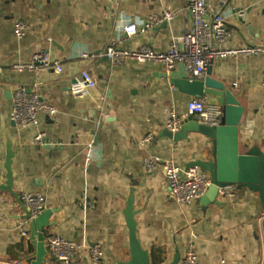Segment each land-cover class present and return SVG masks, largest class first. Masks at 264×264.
Returning a JSON list of instances; mask_svg holds the SVG:
<instances>
[{"label": "crops", "instance_id": "1", "mask_svg": "<svg viewBox=\"0 0 264 264\" xmlns=\"http://www.w3.org/2000/svg\"><path fill=\"white\" fill-rule=\"evenodd\" d=\"M207 1L220 10L231 32L225 46L264 39V0ZM165 9L175 13L172 22L132 37L117 36L119 16L142 28L149 16ZM192 20L187 0H121L119 7L108 0H0V264H26L36 252L32 224L22 225L27 218L23 193H44L47 208H57L45 235L59 233L85 244L72 264H94L87 249L96 244L103 249L98 264L127 261L124 209L132 190L138 238L163 264L176 254L181 264L190 245L201 264H219L220 259L264 264V211L255 185L232 201L218 197L219 204L195 201L181 208L168 193L164 170L143 168L148 155L160 165L173 159L182 168L213 158L212 139L203 133L190 132L178 142L163 136L164 108L174 103L185 114L192 96L178 89L170 93L169 73L160 63L116 65L103 53L114 36L121 48L166 51L174 36L191 29ZM19 21L30 26L22 38L14 33ZM41 47L63 66L61 72L43 73L37 87L57 112L40 113L38 128L18 130L10 120L11 91L16 84L31 90L35 76L5 69L30 62ZM82 52L90 56L82 58ZM211 68L202 79L219 81L239 102L232 106L237 113L231 120L239 121L241 149L258 145L264 150V57L216 58ZM83 71L96 81L97 93L107 97L102 107L71 94V84ZM39 132L45 134L44 143L31 145ZM149 134L152 139L142 143ZM44 264L61 263L47 252Z\"/></svg>", "mask_w": 264, "mask_h": 264}, {"label": "built area", "instance_id": "2", "mask_svg": "<svg viewBox=\"0 0 264 264\" xmlns=\"http://www.w3.org/2000/svg\"><path fill=\"white\" fill-rule=\"evenodd\" d=\"M115 7H119L121 0H108ZM224 1V0H219ZM192 12V27L180 35L174 36L166 51H155L149 46L139 49H125L118 46L119 35L134 36L138 30H146L159 26L160 24L172 22L176 15L170 10H163L153 14L142 22V28L138 23L123 17L116 20L117 36L112 37L104 48V55L113 64L121 65L127 61H136L140 64L148 62L160 63L165 66L167 73L176 69L179 63H183L189 74V79H202L214 59L229 57L235 61L242 57H264V39L258 44L240 45L236 47L225 46L231 39V32L227 28L225 19L220 10L215 9L207 0H187ZM30 26L23 21L17 22L15 36L22 38ZM86 52L81 53L82 58H88ZM62 62L53 59L46 48L36 50L30 62L15 63L7 67L6 71L31 72L35 76L31 92L24 85L16 84L11 91L10 120L18 130L27 127L38 128L40 126V113L55 114L56 108L47 104L39 94L38 85L43 73L50 70L61 72ZM264 85V78H263ZM177 90L170 82L169 91ZM72 95H85L91 103L98 104L106 102L105 95L97 93L96 81L88 71H83L71 84ZM189 115L195 117L201 124L206 126H219L222 123L223 109L215 101H210L206 96L192 97L187 104V112L179 114L173 104L164 108L163 120L165 127L171 132L179 131L181 121ZM95 127L98 125L94 123ZM44 133L39 132L33 146H41L44 143ZM152 134L147 135L143 142L152 139ZM24 144V143H22ZM161 167L165 172V182L170 197L181 208L200 199L207 193L211 186V178L207 171L198 167L182 168L175 164L173 159L167 158L163 164L158 163V158L148 155L143 160V168L152 172ZM202 170V171H201ZM237 196V185L227 184L218 189V197L223 200L232 201ZM21 200L27 208V218L22 225L34 221L45 209H47L44 193H23ZM23 236L28 232L23 230ZM44 243L48 253L61 264H72L78 253L85 248L76 240L69 239L59 233H50L44 236ZM88 259L98 264L103 257V249L99 244L87 249ZM181 264H201L199 254L193 245H190L181 259ZM219 264H227L224 259Z\"/></svg>", "mask_w": 264, "mask_h": 264}, {"label": "water", "instance_id": "3", "mask_svg": "<svg viewBox=\"0 0 264 264\" xmlns=\"http://www.w3.org/2000/svg\"><path fill=\"white\" fill-rule=\"evenodd\" d=\"M167 24V23H164ZM212 68L209 67L207 74L211 75ZM170 81L175 87L186 95L192 97H212L223 109L222 123L219 126H206L201 124L195 117L189 115L181 121L179 131L173 133L167 128L163 130V136L178 142L187 137L190 132H200L210 137L213 142L211 160L192 161L190 167H198L207 171L211 178V186L207 193L200 199V202L207 206L211 203L219 204L218 189L227 184L241 186L256 185L259 201L264 211V150L258 145H252L245 150L240 147V126L239 121L231 120L236 115L232 106L239 105L238 100L230 89L224 88L223 84L211 77L206 79H189L188 71L183 63H179L175 70L168 74ZM31 92L32 90H27ZM43 99V98H42ZM239 118V115L237 114ZM12 154V152H11ZM57 208L45 209L33 224L36 229L34 236L37 241L35 254L26 259V264H44V257L47 253L44 243V233L54 221L51 220ZM134 206V192L128 199L124 209L126 224L129 231V253L127 261L118 264H153L149 250L145 249L137 232L136 215ZM180 255L165 264H178Z\"/></svg>", "mask_w": 264, "mask_h": 264}, {"label": "trees", "instance_id": "4", "mask_svg": "<svg viewBox=\"0 0 264 264\" xmlns=\"http://www.w3.org/2000/svg\"><path fill=\"white\" fill-rule=\"evenodd\" d=\"M256 186V185H255ZM245 187L246 186H241V185H237V188H238V190L241 192V190H244L245 189ZM256 188H257V186H256ZM45 235V234H44ZM151 261H152V263L153 264H163V260H158V259H155L154 257H153V255H151Z\"/></svg>", "mask_w": 264, "mask_h": 264}, {"label": "rangeland", "instance_id": "5", "mask_svg": "<svg viewBox=\"0 0 264 264\" xmlns=\"http://www.w3.org/2000/svg\"><path fill=\"white\" fill-rule=\"evenodd\" d=\"M237 192H238V194H239V190H238V188H237ZM33 222L34 221H31L30 223L32 224V235H33V237L36 235V229H35V226H34V224H33Z\"/></svg>", "mask_w": 264, "mask_h": 264}]
</instances>
